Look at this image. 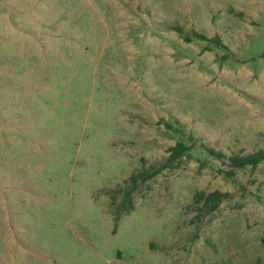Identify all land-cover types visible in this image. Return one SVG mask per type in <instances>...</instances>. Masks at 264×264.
<instances>
[{"label":"rangeland","instance_id":"374dc122","mask_svg":"<svg viewBox=\"0 0 264 264\" xmlns=\"http://www.w3.org/2000/svg\"><path fill=\"white\" fill-rule=\"evenodd\" d=\"M205 148L264 150V0H0V264H262L264 162Z\"/></svg>","mask_w":264,"mask_h":264},{"label":"trees","instance_id":"16d2710c","mask_svg":"<svg viewBox=\"0 0 264 264\" xmlns=\"http://www.w3.org/2000/svg\"><path fill=\"white\" fill-rule=\"evenodd\" d=\"M195 36L197 38L202 37L196 34ZM217 45L220 46L219 42L217 43ZM166 127L168 129H171V126L169 125H166ZM192 147V145L187 146L183 142L178 141L173 146L168 148L167 156L163 162L159 163L158 165L142 167L140 170L132 173L126 180L125 189H117L115 191V193L117 194H123V201L121 202L120 206L124 209V211L129 212L130 210H132L133 205L130 196L133 192L136 191L139 184L152 179L165 170L174 168L177 165L178 161L182 157H184L192 149ZM205 152L210 157L218 161H221L223 163L226 162L229 170H218V172L220 174H223L226 178H231L234 175L235 170H241L246 167L254 169L259 164L264 162V150H258L246 155L233 154L230 156H226L224 153L216 151L212 148H205ZM112 197L114 198V196ZM227 197V193H222L220 191H212L209 193L197 192L194 195L193 201L196 205H201L200 209H202L204 213H212L218 209L221 201L223 199H226ZM116 210L117 212H119L120 209L116 208ZM115 221L117 222L118 218H115ZM262 264H264V262Z\"/></svg>","mask_w":264,"mask_h":264}]
</instances>
